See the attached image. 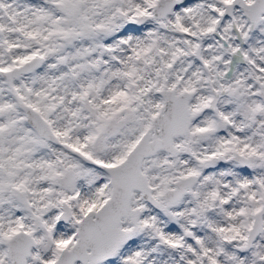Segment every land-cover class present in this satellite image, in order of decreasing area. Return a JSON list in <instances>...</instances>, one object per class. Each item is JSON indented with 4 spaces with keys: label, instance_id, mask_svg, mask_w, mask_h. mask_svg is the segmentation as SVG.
Here are the masks:
<instances>
[{
    "label": "snow or ice",
    "instance_id": "snow-or-ice-1",
    "mask_svg": "<svg viewBox=\"0 0 264 264\" xmlns=\"http://www.w3.org/2000/svg\"><path fill=\"white\" fill-rule=\"evenodd\" d=\"M0 264H264V0H0Z\"/></svg>",
    "mask_w": 264,
    "mask_h": 264
}]
</instances>
